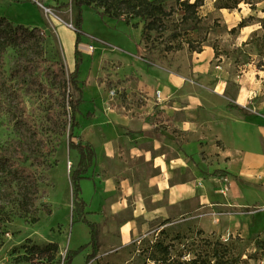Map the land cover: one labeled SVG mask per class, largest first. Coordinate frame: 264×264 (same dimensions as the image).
<instances>
[{
    "label": "crops",
    "instance_id": "obj_1",
    "mask_svg": "<svg viewBox=\"0 0 264 264\" xmlns=\"http://www.w3.org/2000/svg\"><path fill=\"white\" fill-rule=\"evenodd\" d=\"M125 23L137 31L129 57L123 52L112 56L105 46L97 57L110 61L107 72L117 96L112 99L110 90L103 89L100 100L82 111L84 99L77 115L78 140L96 151L80 181L86 217L100 227L101 247L92 264L104 254L123 255L158 222L161 228L194 222L205 235L224 239L261 236L264 69L254 62L230 69L212 42L200 51L177 50L174 58L167 52L150 55L141 44L143 25ZM235 28L237 46L257 30L240 27V21L228 30ZM84 30L80 48L85 62L91 51ZM71 37L72 55L76 33ZM72 57L68 66L73 70ZM136 96L142 100L134 102ZM69 155L78 162L77 150L69 148ZM71 225V237L85 241L75 248L90 241L86 223L76 218ZM91 251L89 245L80 253L83 262Z\"/></svg>",
    "mask_w": 264,
    "mask_h": 264
},
{
    "label": "rangeland",
    "instance_id": "obj_2",
    "mask_svg": "<svg viewBox=\"0 0 264 264\" xmlns=\"http://www.w3.org/2000/svg\"><path fill=\"white\" fill-rule=\"evenodd\" d=\"M228 1L203 0L194 14L191 10H184L178 0H166V9H173L172 14L165 17V28L151 30L147 40L141 42L143 50L146 51L147 44L154 49L152 53L146 51L148 54L161 57L170 54L174 58L178 55L177 50L188 47L189 50L200 51L212 42L218 54L228 58L224 64L230 69L241 70L247 62H254L264 69V0H248L255 4L254 8L250 3L241 2L240 9L220 11L218 6ZM103 10L98 5L84 6V29L89 33L85 43H94L96 47L81 65L79 80L86 99L82 111L100 100L103 89L114 88L107 72L110 61L97 59L103 52L102 47L105 46L112 56L123 52L129 57L134 36H137V31L128 27L124 20L117 22L97 13ZM185 13L186 19L183 18ZM76 14L74 0H0V16L8 17L15 26L23 24L29 29H41L40 33L29 34L28 42L19 40L5 51L6 84L0 87V156L29 167L38 179L39 191L36 201L23 200L18 191V177H8L10 168L0 169V264H46L50 256L54 261L49 264H66L67 249L75 248L77 242H85L82 236L79 239L78 236L71 237V224L77 213L72 208L69 174L77 163L69 155L68 146L71 134L70 90L63 87L61 78L52 68H48L45 74H38L36 68L32 73L29 68L21 67L25 59L36 61L37 57H43L49 61L57 60L65 65L69 78L74 51L71 55L68 44L71 43V35L76 33ZM238 21L246 28H257L239 46L234 44L238 28L228 30ZM194 22H198L196 30L191 29ZM134 23L135 27L144 25L141 19ZM83 42L84 37L81 44ZM120 46L128 51H122ZM121 98L127 102L124 94ZM140 99L133 101L140 102ZM74 133V139L78 141L77 128ZM19 155L27 157V161H21ZM74 231L81 232L76 228ZM158 241L172 244L174 255L192 251L188 257H193L194 253L201 254L208 257L211 264H215L216 258L223 253H227V257L240 255L236 264H264V233L255 238L237 235L224 239L205 235L194 222L168 228H161L158 222L140 241L133 242L123 255L104 254L93 263L156 264L153 256L161 255L153 247ZM49 242H58L59 251L49 250L42 255L41 251L32 248ZM222 244L229 248H223ZM72 264H86V260L83 262L79 253Z\"/></svg>",
    "mask_w": 264,
    "mask_h": 264
},
{
    "label": "trees",
    "instance_id": "obj_3",
    "mask_svg": "<svg viewBox=\"0 0 264 264\" xmlns=\"http://www.w3.org/2000/svg\"><path fill=\"white\" fill-rule=\"evenodd\" d=\"M241 2L250 3L251 7H255V4L248 0H230L227 3H222L218 7L230 9L238 8ZM74 3L77 8V14L75 17V67L69 73V78H67L65 65L57 60L49 61L47 58L43 57H37L36 61L25 59L22 62L21 67L23 69L29 68L31 71L36 68L38 74H45L48 71V68H52V71L61 78L63 87L69 88L70 90L71 134L68 146L70 149L77 150L80 155L79 160L70 175L73 185V211L77 213V220L86 223L90 228L91 239L88 243L82 244L77 248L67 249L65 262L66 264H72L75 256L90 245L92 247V251L86 257V264H92L91 260L98 255L101 247L100 227L97 223L86 217L85 208L87 204L81 196L80 181L86 177L89 168L92 166L96 156V151L91 143L84 142L81 138L78 141L74 140V130L80 125L77 115L80 112L81 104L84 102V87L80 85L79 80L81 65L84 62L83 52L80 48L83 35L85 34L83 16L84 6H101L104 10L97 11V13L102 17L107 15L116 20H124L127 23H133V25L135 24L134 22L141 19L144 22L141 42L147 40L151 30L165 28V17L171 15L173 9H166V0H74ZM178 3L182 8H184V10H191L195 14L197 13L198 8L203 4V0H194L193 2H190L189 0H178ZM183 18H187V13H185ZM197 23L198 22H194L193 25H191V29H197ZM240 25L243 24L240 23ZM40 32L41 29L39 27L29 29L23 24L15 26L10 19H8V17L0 16V87L5 86L6 84L7 72L4 62L7 47L17 43L19 40L21 43L28 42L30 39L29 34ZM145 49L150 53L154 50L150 49L147 44L145 45ZM38 77L39 76H35V78ZM19 159L23 162L27 161V157L23 155H19ZM7 168H10V175H8V177H18V191L22 199H32L36 201L39 191L38 179L30 168L21 166L20 163L12 161L9 157L0 156V169L6 170ZM11 169H15V171L12 172ZM216 172L227 174L226 171L221 170ZM10 187L13 186L11 185ZM200 232L203 233L201 229ZM221 246L225 249L229 248L224 244ZM32 248H34L35 251H41V254L43 255L44 252H48L49 250H53L54 252L59 251L60 244L58 242H49L45 246L33 245ZM153 248L161 255L160 257L153 256V260L156 264H211V260L208 257H203L201 254L194 253L193 257H188V255L192 254V251L180 252L174 255L172 253L173 245L166 244L164 241H158ZM225 254L227 253H223L220 258L217 257L215 264H236L240 260V255H230L227 257ZM52 261H54V257L50 256L46 264H49Z\"/></svg>",
    "mask_w": 264,
    "mask_h": 264
},
{
    "label": "built area",
    "instance_id": "obj_4",
    "mask_svg": "<svg viewBox=\"0 0 264 264\" xmlns=\"http://www.w3.org/2000/svg\"><path fill=\"white\" fill-rule=\"evenodd\" d=\"M70 25L73 26L72 24H70ZM95 47L96 46H95L94 43H88L87 44V48L90 51H93L95 49ZM117 94H118V90L117 89L110 90V95H111L112 99H114L117 96ZM156 96H157V98H160V91L159 90L156 91ZM71 167H72V163L70 162L69 163V168L71 169ZM263 208H264V206H263Z\"/></svg>",
    "mask_w": 264,
    "mask_h": 264
},
{
    "label": "bare ground",
    "instance_id": "obj_5",
    "mask_svg": "<svg viewBox=\"0 0 264 264\" xmlns=\"http://www.w3.org/2000/svg\"><path fill=\"white\" fill-rule=\"evenodd\" d=\"M49 13H53L52 10H47Z\"/></svg>",
    "mask_w": 264,
    "mask_h": 264
},
{
    "label": "water",
    "instance_id": "obj_6",
    "mask_svg": "<svg viewBox=\"0 0 264 264\" xmlns=\"http://www.w3.org/2000/svg\"><path fill=\"white\" fill-rule=\"evenodd\" d=\"M42 5V4H41ZM47 10H50L49 8H46Z\"/></svg>",
    "mask_w": 264,
    "mask_h": 264
}]
</instances>
